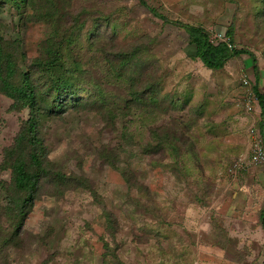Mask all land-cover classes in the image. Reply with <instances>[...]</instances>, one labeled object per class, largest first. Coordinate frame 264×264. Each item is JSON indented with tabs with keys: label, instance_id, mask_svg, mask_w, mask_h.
Instances as JSON below:
<instances>
[{
	"label": "rangeland",
	"instance_id": "obj_1",
	"mask_svg": "<svg viewBox=\"0 0 264 264\" xmlns=\"http://www.w3.org/2000/svg\"><path fill=\"white\" fill-rule=\"evenodd\" d=\"M54 1L85 26L64 51V102L34 74L55 62L51 3L0 0L1 79L34 97L0 91V264H264V165L232 175L250 151L247 66L264 75V0ZM200 27L246 54L206 68ZM171 138L180 159L154 163L149 146ZM34 148L50 174L19 226L12 165Z\"/></svg>",
	"mask_w": 264,
	"mask_h": 264
},
{
	"label": "trees",
	"instance_id": "obj_2",
	"mask_svg": "<svg viewBox=\"0 0 264 264\" xmlns=\"http://www.w3.org/2000/svg\"><path fill=\"white\" fill-rule=\"evenodd\" d=\"M48 1L51 3V7L49 14L47 15V23L53 26V33L46 40L45 44L47 45V50L49 51L50 55H52L53 59H55V62H52L50 64L48 62L45 64V66L39 64L42 67L43 71H35L34 74L39 76V79H37V81H40L41 83H43L44 86H47L46 89H48V94L50 96H55L58 94L59 101L64 102L66 97L71 98L73 95L75 96L76 93L73 92V90L75 89V84L72 83L71 80L65 78L67 73L71 74L72 72L71 70L64 69V51L66 50L69 52L72 46H75L76 44L79 45V40L85 26L81 19H79V21L77 22H72L73 12L67 11L66 9L62 11L59 7L56 6L58 1ZM138 1L139 3L143 2V0ZM33 2L34 0H27V3L29 4H32ZM61 25L63 26L61 27ZM64 28H66V30ZM189 32L192 41L191 43L196 48L195 58L199 59L203 63V65L208 69L216 71L222 70L231 58H234L239 54H246V52L237 51L235 44L233 43L232 39L228 36V34H225V37L231 43L232 48H229V46L223 41L212 42L214 34H211L210 32L204 30L201 27L198 29L191 28L189 29ZM2 54V50H0V60L3 59ZM120 59L125 58L121 55ZM2 62H4V60H2ZM7 62L8 65H10V61ZM54 70L55 73L60 71H63L64 73L62 75L57 76L56 78H53L52 75L55 74ZM11 72L14 73V71ZM31 76L32 72H28L24 75V78L28 80L31 78ZM246 78L248 77L246 76ZM46 80H48V82L45 83ZM7 83V79L2 80V84L5 85V87L0 88V91L9 98H11L13 101H22L26 104L28 103L27 100H34L33 95H29V93H27L28 91L26 92L25 89L19 90L17 87ZM249 88L251 91L255 92L256 96H258L259 104L263 108V119L260 125L258 127L256 126V128L259 130V134L261 135L264 143V94L262 95L259 93L258 84L253 85L250 83L249 86H245V89L249 90ZM247 90L245 95L247 94ZM150 102L155 105V100H150ZM128 103L135 105L141 104V98L137 94H134V98ZM242 106L245 115H247L248 118L252 114L254 115L256 113H259L258 107L254 113H248L246 107V97L244 98ZM126 108L128 110L130 106H127ZM31 124V127H34V124ZM247 132H249V128ZM177 141V138H171L169 139V141L167 140L155 146L151 145L149 146L147 153L153 156L160 155V157H158L157 159H152L154 163H159L160 165L165 162L168 158L173 156H175L177 159H180L179 156H177L178 151L174 146L175 142L177 143ZM43 151L44 150L42 149L34 148L31 151V154L28 155V159H25L22 155H18L14 164L12 165L13 178L12 184L8 188V200L9 204L13 207V211H16L14 215L19 221L17 222L18 224L16 223L19 226L23 225L24 221L30 213L31 206L36 200L39 182L45 177V175L50 174L48 167L45 164L47 160H43L46 155L43 153ZM137 178L139 177L137 176ZM263 214L264 211L261 214L262 219H264Z\"/></svg>",
	"mask_w": 264,
	"mask_h": 264
},
{
	"label": "built area",
	"instance_id": "obj_3",
	"mask_svg": "<svg viewBox=\"0 0 264 264\" xmlns=\"http://www.w3.org/2000/svg\"><path fill=\"white\" fill-rule=\"evenodd\" d=\"M216 41H223L229 46V48H232L231 43L225 37V33H223V35L215 33L212 42ZM250 83L253 84L249 78L244 79L245 86H249ZM245 97L247 111L252 114L256 111L257 106L259 105L258 96H256L255 92L251 91L249 88ZM248 137L250 138V151L246 156L238 158L236 165H234L235 172L232 174L234 177L244 169L248 170L249 168H256L264 164V143L255 124L250 127Z\"/></svg>",
	"mask_w": 264,
	"mask_h": 264
},
{
	"label": "crops",
	"instance_id": "obj_4",
	"mask_svg": "<svg viewBox=\"0 0 264 264\" xmlns=\"http://www.w3.org/2000/svg\"><path fill=\"white\" fill-rule=\"evenodd\" d=\"M247 71H253V73L250 72V74H252V75L250 77L247 75V77L251 80V82L253 83V85L258 84V87H259L258 88V91H259L260 94L263 95L264 94V75L262 76L261 75L262 73H261L260 76H259V78L257 77L258 74L256 75V72L259 71V68H258V64L257 63L255 64V61L254 60H253V64L251 65V67H248L247 66ZM257 78H258V82H257ZM257 107L259 109L258 110L259 113H256L254 115L252 114L248 118V121H249L248 128L249 129L254 124L258 127L260 125L262 119H263V116H262V114H263V108L261 107V105H258ZM247 131H248V129H247ZM246 133H247L246 141H247V143H249V139L250 138L248 137V132H246Z\"/></svg>",
	"mask_w": 264,
	"mask_h": 264
},
{
	"label": "clouds",
	"instance_id": "obj_5",
	"mask_svg": "<svg viewBox=\"0 0 264 264\" xmlns=\"http://www.w3.org/2000/svg\"><path fill=\"white\" fill-rule=\"evenodd\" d=\"M260 105V104H259Z\"/></svg>",
	"mask_w": 264,
	"mask_h": 264
}]
</instances>
